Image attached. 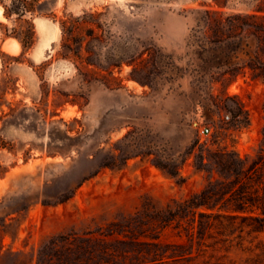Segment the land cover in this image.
I'll return each mask as SVG.
<instances>
[{
	"label": "rangeland",
	"instance_id": "1",
	"mask_svg": "<svg viewBox=\"0 0 264 264\" xmlns=\"http://www.w3.org/2000/svg\"><path fill=\"white\" fill-rule=\"evenodd\" d=\"M42 7L18 16L0 5L9 166L0 177V264H145L152 241L162 250L187 244L178 220L193 215L183 200L203 189L218 199L236 155L264 148V68L249 55L264 60V18L247 16L264 14V0ZM84 12L93 14L67 39L60 20ZM234 13L258 27L217 22ZM222 33L230 37L218 41Z\"/></svg>",
	"mask_w": 264,
	"mask_h": 264
},
{
	"label": "trees",
	"instance_id": "2",
	"mask_svg": "<svg viewBox=\"0 0 264 264\" xmlns=\"http://www.w3.org/2000/svg\"><path fill=\"white\" fill-rule=\"evenodd\" d=\"M48 1L9 0L6 2V0H0V5L6 14L14 12L18 16H22L35 9L41 10ZM92 14L84 12L78 16L61 19L62 33H65L67 39L73 40L76 26L88 21L87 15ZM247 16L264 18V14L257 13ZM244 17L235 13L226 16L219 14L217 22H233L236 29L240 27V23L258 27L255 20L248 22ZM222 34L217 38L218 41L230 37L225 33ZM231 36L236 38L233 41L234 45H237L241 36L239 33ZM249 55L251 59L255 60L253 67L264 68V60L260 59L258 51H252ZM256 61L261 65H255ZM2 115L0 113V117ZM4 147H6V140L2 126L0 127V177L9 170V166L4 165L1 160ZM236 163L239 167L235 169V178L230 187L222 191V195L218 199L213 198L214 193L211 194L208 190L203 189L183 200L186 208L192 211L193 215L186 221V224L180 219L178 220L179 226L185 230L188 243L165 244L166 247L162 250L161 242L152 241L150 242L152 247L142 251L143 257L145 254L151 256L149 260H145V264H264V148L249 159L236 155ZM169 172L176 174L177 171L169 170ZM198 207L201 209H197ZM196 212L199 217L195 230L194 215ZM236 238L238 241H234ZM71 240L88 243L91 239L83 237L76 241L77 237L71 236ZM245 240L248 241V245L242 246L241 243ZM223 242L228 244L221 247L220 244ZM194 243L196 244L195 253H193ZM76 244L78 245V243ZM169 246L173 249L169 254H166ZM177 251L180 252L177 253Z\"/></svg>",
	"mask_w": 264,
	"mask_h": 264
},
{
	"label": "built area",
	"instance_id": "3",
	"mask_svg": "<svg viewBox=\"0 0 264 264\" xmlns=\"http://www.w3.org/2000/svg\"><path fill=\"white\" fill-rule=\"evenodd\" d=\"M228 116H229L228 114L225 115L226 118H228ZM200 130L202 132H204V133H207V132H209V126L208 125H204V126L201 127Z\"/></svg>",
	"mask_w": 264,
	"mask_h": 264
},
{
	"label": "bare ground",
	"instance_id": "4",
	"mask_svg": "<svg viewBox=\"0 0 264 264\" xmlns=\"http://www.w3.org/2000/svg\"><path fill=\"white\" fill-rule=\"evenodd\" d=\"M38 26H40V23H38ZM41 27H43V26H41ZM42 30H44V29H42ZM48 35V34H47ZM42 36H43V34H42ZM39 54H41V53H39Z\"/></svg>",
	"mask_w": 264,
	"mask_h": 264
}]
</instances>
